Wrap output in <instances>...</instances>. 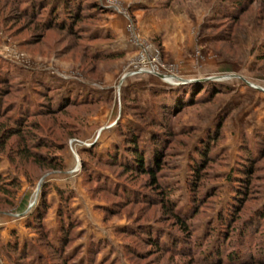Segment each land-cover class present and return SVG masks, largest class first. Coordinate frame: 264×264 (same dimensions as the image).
<instances>
[{
    "label": "rangeland",
    "instance_id": "1",
    "mask_svg": "<svg viewBox=\"0 0 264 264\" xmlns=\"http://www.w3.org/2000/svg\"><path fill=\"white\" fill-rule=\"evenodd\" d=\"M58 1L0 0V264H264V0Z\"/></svg>",
    "mask_w": 264,
    "mask_h": 264
},
{
    "label": "trees",
    "instance_id": "2",
    "mask_svg": "<svg viewBox=\"0 0 264 264\" xmlns=\"http://www.w3.org/2000/svg\"><path fill=\"white\" fill-rule=\"evenodd\" d=\"M51 4H53V1H50V2H42L40 1V5H41V9H46V8H49L51 7ZM59 4H62L63 5V8L60 10L59 14L61 16V18L63 17V19L65 18L66 19V22L64 21V25L61 24V22H58L57 20L54 21V25H58V26H63V27H66V26H70V21L69 19H73L74 21L75 20H79V17L81 16V14H79V12L77 13L76 11V6H78L77 3H72V2H68V1H65V0H59L58 1V5ZM36 5L32 6V8H35ZM46 11V10H45ZM31 12V16H35V13L32 11H30L29 9V13ZM52 12V13H51ZM50 13H51V17H53L54 15L57 14V11L54 10H50ZM52 23L53 21H50L48 24L49 28L52 27ZM69 31H72V29L70 28ZM107 56L108 58H117V57H120L121 54H115V53H110L108 55H105V54H101V55H98V57H105ZM5 80V79H4ZM67 106V105H66ZM66 106H58V105H54V104H50V105H47L46 106V111L42 110L43 109V106L41 105L39 107L40 110H38L37 112H40V113H43V114H47V115H53V114H56V113H59L62 111V109ZM11 112L13 110H6V112ZM44 111V112H43ZM6 112H2L1 109H0V119L1 118H4L6 114ZM30 117V115L28 114V111L24 108L23 111H21V113L19 112V114L15 115L13 118L11 117H7V121L8 124H10L11 122H14V127H11L9 126L7 123L5 124H1L0 125V147L1 148H4V146L8 143L9 139L12 138V137H18L20 136L23 141H25L26 139H28L29 137L25 136L24 134L25 133H28V132H24L23 131V123L25 121L26 118ZM19 126V127H18ZM27 131V130H26ZM30 135H33L32 132H29ZM22 141V142H23ZM25 143V142H23ZM137 143V142H135ZM142 152L139 151L137 148H135L134 150V153L132 154L134 156V160H132L134 163L133 164H136L138 166H140V170L143 172V173H147V174H150L153 176V183H156V180H155V173L153 170H151L150 172L149 171H145L144 172V156L143 154H141ZM26 155V156H33L35 158V161L37 163H39L40 165H46L47 167H54V168H59L61 167V164H58L57 162V159H55L54 157H52L51 155H40V154H35V153H28L27 152V148H24L22 150V155ZM157 168H159V166H156ZM198 168L195 169L196 171V175L199 173L198 171ZM242 175H247L246 172H244V174L242 173ZM198 177V176H197ZM244 179V178H243ZM242 177L240 178V183L242 184ZM230 181H233V183L236 184L237 181H235L232 177L229 178ZM239 184L241 187L242 185ZM163 189V191H162ZM0 190L1 191H4L2 187H0ZM157 190H161L162 192H160V195H165V196H168L169 193H168V187H165V186H162V185H158V189ZM243 190V189H241ZM162 202L165 203V205L169 208L170 211H174L175 209V205L174 203L169 200V198H167V201H164L162 200ZM175 215V214H174ZM175 218L176 220L180 223V224H183L184 223V220L183 218H181L180 216L178 215H175ZM154 246H158V244H156V242L153 244ZM233 253L229 254L228 257L229 259L232 260V257H233Z\"/></svg>",
    "mask_w": 264,
    "mask_h": 264
}]
</instances>
